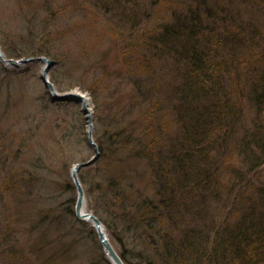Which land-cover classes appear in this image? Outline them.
Segmentation results:
<instances>
[{
    "label": "rangeland",
    "instance_id": "1",
    "mask_svg": "<svg viewBox=\"0 0 264 264\" xmlns=\"http://www.w3.org/2000/svg\"><path fill=\"white\" fill-rule=\"evenodd\" d=\"M189 2L0 0V264H108L91 223L71 212V169L97 148L85 113L80 103L52 99L40 79L43 64L6 62L29 53L54 62L48 78L58 93L78 90L89 99L91 138L103 150L78 181L86 210L98 213L130 264H178L165 261L166 241L192 244L205 264L221 257L224 264H259L234 254L228 235L245 224L248 207L257 217L264 201V166L252 170L250 163L263 155L252 142L264 131V102L249 95L264 75V5L205 0L196 12L203 34L212 32L218 44L206 51L227 60L219 85L226 89L221 103L232 109L228 119L213 109L223 122L205 135L192 130V119L199 123L207 103L184 87L183 63L153 43L173 23L171 14L186 16ZM218 4L244 24L224 20ZM232 35L231 51L221 39ZM259 91L264 101V85ZM186 156L200 175L179 171Z\"/></svg>",
    "mask_w": 264,
    "mask_h": 264
},
{
    "label": "trees",
    "instance_id": "2",
    "mask_svg": "<svg viewBox=\"0 0 264 264\" xmlns=\"http://www.w3.org/2000/svg\"><path fill=\"white\" fill-rule=\"evenodd\" d=\"M204 1L205 0H190L188 4L189 5L188 9L186 11V16L183 15L184 10L182 11V16L171 14L173 18V23L166 24L163 27H161V31L157 32V34L154 35L155 39L152 40L154 41L153 42L154 44L159 46L158 48L160 50L157 49V52H165L166 54L171 55L174 61L183 63V65L186 67L184 87L186 86L192 95L196 94L197 92L198 94H201L198 95V97H196L198 102L201 101L207 103V106L205 104L203 105V109H205V111H203L202 113L200 112L201 114L198 115L197 119L199 120V123L192 119L193 122L197 123V124L193 123L192 130H195L196 133L200 130V132H203V134L207 135V133H209L211 129H214L215 133H217V131H219L220 129L221 122H223L221 120V117L219 116L213 117L211 111H214L213 109H218L222 115L224 111L225 114L227 113L224 116H226V118L228 119L230 117L229 115L232 109L227 107V104L230 103L229 101H225L226 103H221V99L226 94L225 91L226 89L220 88L219 85V78H221V76L224 74V72L222 71L223 69L226 71L228 67V64L226 62L227 60L225 61L224 59H219L215 53H210V51L209 52L206 51L208 50L207 45L209 43H213L211 41L214 40V38L209 37L212 34V32L203 34V30L205 29L203 26H201L202 25L201 22L196 17V12L197 10H199V7L204 6ZM250 1L251 0H247V3H249ZM254 1L255 2L261 1V3L264 5V0H254ZM217 9L221 10L222 12L226 11L223 13L225 14L223 19L226 21L228 20L230 24L233 23H235V25L244 24L239 19L238 13L229 16L227 12V10L230 9L229 7H225L224 9H221V7L218 4ZM212 14L214 15L215 11ZM206 15L207 18L214 17L213 15H210L208 13ZM226 15L228 16V19ZM126 18L129 19V16H126ZM225 31L224 33H226ZM224 37L222 39L220 37L218 38L219 40L221 39L223 42L227 41L229 45L226 46L225 43V46L230 47L232 51L237 44L235 43L237 39L235 38L234 35H232L230 38L227 36L225 38ZM213 44L218 45L217 43L216 44L213 43ZM208 46L210 47V45ZM39 54L47 56V54L42 52H39ZM36 55H37L36 53L17 54L16 58H25ZM259 79L261 80V82L259 80V82L253 83L249 87V95L252 97H256L258 103L260 102L259 103L260 105L261 102H264L261 97L263 96V94L259 91L261 86L264 85V75L261 76ZM181 88L182 86L179 87V89ZM218 92H222V94L219 95ZM256 93L258 95H256ZM179 105H180L179 108L185 109L181 101H179ZM120 132L121 130H119L113 135L111 134V138H112L111 140H113L115 136L117 137L118 135L120 136L121 135ZM189 132L190 131L187 129V133ZM260 132H262V137H260L258 140L257 139L254 140L252 142V146L256 148L254 150L258 149V151H260L263 155L261 158L257 160L252 159L250 161V163L253 164L254 166L252 170L264 166V131H260ZM241 140L242 139H240V141ZM95 143L97 144L99 152L102 151L103 145L100 142V140L96 139ZM205 143L208 145L209 139L206 140ZM186 157L183 159L179 171L182 172V174L186 172H190L200 175L201 172L196 173V171L193 170L195 167V163L192 161V159H190L189 156ZM152 158L153 160L155 159L154 157ZM205 161L206 160L202 161V163L203 162L204 163L200 165L206 164ZM186 164L187 166H189V168H187ZM151 206L153 210L156 212L157 207H154L153 204H151ZM260 208L263 210V212L262 210L260 211L261 213H259ZM263 208H264V201H262L261 204L258 203V207H256L257 217H253L252 215L253 211L250 210L252 209V206L248 207L249 212L245 213L243 216V219L245 220L244 222L245 224L241 228H239L238 231L233 233L229 232L228 235L230 239V243L232 244L230 247L234 249L233 251L234 254L243 256L244 258V253H246L248 256L254 257L252 258V260H258L259 264H264V209ZM94 213H95L94 215L100 220L98 213L97 212ZM91 231L94 234V231L92 229ZM246 235H248V237H245ZM243 244H245L244 246L246 247V252L241 249ZM164 245L166 247L165 252L168 256V257L165 256L166 257L165 261L166 259L169 261H173L174 259V261L178 264H188V263L205 264L206 261L208 262L207 256L202 257V253L195 251V249L192 248L193 247L192 244L190 243H189L190 245L189 247L185 246L183 242L179 243L178 245H173V244L171 245L170 242H168L167 244L166 241L164 242ZM184 255L189 256L188 258L189 262L184 260L183 258ZM120 257L122 258L125 264H130L122 254H120ZM222 258L223 257H221V260ZM221 260H220V264H224L223 260L222 261ZM146 262H148V264L150 263V261H146Z\"/></svg>",
    "mask_w": 264,
    "mask_h": 264
},
{
    "label": "water",
    "instance_id": "3",
    "mask_svg": "<svg viewBox=\"0 0 264 264\" xmlns=\"http://www.w3.org/2000/svg\"><path fill=\"white\" fill-rule=\"evenodd\" d=\"M41 62L44 63V68L41 73V80L44 84V86L48 89V91L51 93L53 96V99L56 101H66V100H74L78 103L84 102V97L80 93H74V92H66L63 94H58L55 90L53 85L50 83L48 79V71L49 69L54 65V62L50 59L44 58V57H36V58H29V59H24L21 61H10L13 65H18L19 62L25 64L28 62ZM83 112L87 115L86 119L88 121V126H89V131H88V136L91 137V130H92V119L90 116L89 111L83 107ZM97 153V151H96ZM96 159L95 157H92L90 160L82 163H77L73 166L71 170V176L76 188V201H75V215L77 218L82 219V218H90L92 219L93 226L97 230L98 238L100 240V243L102 244V247L104 249L105 254L107 257L110 259L112 264H123L121 261L120 257L117 255V253L114 251L110 243L108 242L107 238L105 237L104 233L100 230L101 223L100 221L95 218L92 214L90 213H85L83 211V201H84V192L81 188V185L79 184L76 172L87 165H90L94 160Z\"/></svg>",
    "mask_w": 264,
    "mask_h": 264
},
{
    "label": "bare ground",
    "instance_id": "4",
    "mask_svg": "<svg viewBox=\"0 0 264 264\" xmlns=\"http://www.w3.org/2000/svg\"><path fill=\"white\" fill-rule=\"evenodd\" d=\"M77 92H78V91H75V93H77ZM81 95H82V94H81ZM82 106H83L84 108H86V109L89 111L90 115H91V110H90V107H89V99L87 98L86 95H84V102H83ZM90 221H91V220H89V222H90ZM101 230L104 231L102 228H101Z\"/></svg>",
    "mask_w": 264,
    "mask_h": 264
}]
</instances>
